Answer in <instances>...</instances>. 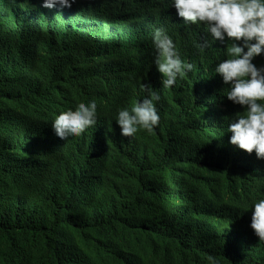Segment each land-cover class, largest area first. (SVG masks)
Listing matches in <instances>:
<instances>
[{
    "label": "trees",
    "instance_id": "obj_1",
    "mask_svg": "<svg viewBox=\"0 0 264 264\" xmlns=\"http://www.w3.org/2000/svg\"><path fill=\"white\" fill-rule=\"evenodd\" d=\"M41 4L0 0V264H264L250 227L264 159L229 143L244 107L212 76L230 42L201 49L209 36L193 27L192 70L162 89L144 13L169 3ZM141 84L160 96L152 132L54 134L59 112L95 99L103 118Z\"/></svg>",
    "mask_w": 264,
    "mask_h": 264
},
{
    "label": "clouds",
    "instance_id": "obj_2",
    "mask_svg": "<svg viewBox=\"0 0 264 264\" xmlns=\"http://www.w3.org/2000/svg\"><path fill=\"white\" fill-rule=\"evenodd\" d=\"M79 1L42 0L41 7L70 8ZM168 3L188 27L175 28L171 37L162 27L151 34L153 62L162 74V89H169L179 77L192 70V64L181 59L189 48L184 42L191 29H203V23L206 29L203 30L210 34L211 41L217 45L230 42L226 57L215 64L212 74L221 76L228 85L223 92L227 99L244 107L243 112L227 120L224 131L231 133L229 143L247 153L255 151L258 159H264V0H171ZM23 6L20 14L30 17ZM208 44L209 40L204 39L198 47L203 49ZM140 91L144 93L143 98L136 95L126 106L103 118L97 113L95 99L61 111L51 122L54 134L67 140L88 138L96 133L97 140L106 143L119 136L133 137L139 130L150 133L160 121L156 107L160 96L150 84L147 87L141 84ZM251 208L254 241L264 246V198L254 201Z\"/></svg>",
    "mask_w": 264,
    "mask_h": 264
},
{
    "label": "water",
    "instance_id": "obj_3",
    "mask_svg": "<svg viewBox=\"0 0 264 264\" xmlns=\"http://www.w3.org/2000/svg\"><path fill=\"white\" fill-rule=\"evenodd\" d=\"M159 2L168 3L171 0H158ZM77 3V2H75ZM74 3V4H75ZM146 19H148L146 23V27L152 29L154 28H164L167 34L171 37L173 34V30L175 28H182V27H188V24H185L183 18L178 17L176 15L175 10H167L164 12H159L156 16L155 13L153 14L152 20L150 21V17L146 16ZM154 21L155 24H154ZM154 24V25H153ZM202 28L205 29L204 24L202 23ZM203 34H207L209 37H207L208 40H211L210 34L207 32H203Z\"/></svg>",
    "mask_w": 264,
    "mask_h": 264
},
{
    "label": "bare ground",
    "instance_id": "obj_4",
    "mask_svg": "<svg viewBox=\"0 0 264 264\" xmlns=\"http://www.w3.org/2000/svg\"><path fill=\"white\" fill-rule=\"evenodd\" d=\"M28 1H31V2H33V1H35V0H28ZM8 2H10V0H8ZM162 4H163V2H162ZM168 6H171V4L170 5H168ZM142 10L143 11H146L147 10V8H142ZM146 13H144V18H146ZM206 30V29H205ZM256 235H253V237H255Z\"/></svg>",
    "mask_w": 264,
    "mask_h": 264
}]
</instances>
